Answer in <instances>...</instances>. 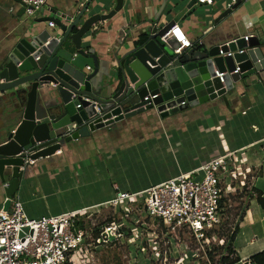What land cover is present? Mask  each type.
I'll return each instance as SVG.
<instances>
[{
  "label": "water",
  "instance_id": "water-1",
  "mask_svg": "<svg viewBox=\"0 0 264 264\" xmlns=\"http://www.w3.org/2000/svg\"><path fill=\"white\" fill-rule=\"evenodd\" d=\"M96 1L61 0L53 15L29 18L22 1L13 0L21 5L12 15L20 23L0 38V181L7 183L4 211L33 166L31 160L48 158L71 141L102 128H115L116 123L145 110L155 111L162 119L214 100L232 91L240 79L264 70V38L260 35L249 36L247 41L238 37L227 46H194L175 52L177 43L163 35L173 22L189 16L198 0L183 5L167 26H157V16L137 32L129 25L131 13L129 19L123 14L128 10L125 0H114L109 7L104 0H98L96 7ZM240 3L225 9L215 22ZM114 19L126 32L102 59L90 42L94 26L110 25ZM72 48L76 51L71 52ZM220 49L234 53L222 55ZM80 58L89 59L92 69ZM101 63L107 69L100 77ZM237 67L238 72L232 73Z\"/></svg>",
  "mask_w": 264,
  "mask_h": 264
},
{
  "label": "crops",
  "instance_id": "crops-1",
  "mask_svg": "<svg viewBox=\"0 0 264 264\" xmlns=\"http://www.w3.org/2000/svg\"><path fill=\"white\" fill-rule=\"evenodd\" d=\"M60 1L47 0L42 16L53 15L52 12L60 9ZM104 1L108 3V7L114 3V0ZM188 1L191 0H125L128 10L123 14L129 19L131 13L129 25L131 23L136 27L132 32L143 29L149 24L150 18L157 16L160 17L157 26L165 27ZM229 2H197L191 8L189 16L173 22L179 25L191 42L187 49L221 45L249 34L264 38V0H244L224 18L215 22V18L229 8ZM10 7H13L12 10ZM19 7L13 0H0V38L6 36L13 25L20 23L12 16ZM63 8L64 6L61 7ZM114 21L115 19L110 25L105 23L104 27L100 24L94 26L96 29L90 42L102 59L104 52L112 50L126 32ZM75 51L74 48L71 49V52ZM262 51L264 54V49ZM81 63L92 69L89 59H81ZM106 69L105 63H101L98 75L101 77ZM156 116L153 110L142 111L116 123L115 128L99 129L89 137L65 144L60 148V153L32 161L33 166L16 192L23 199L26 213L33 218L43 216L46 211L57 215L89 210L87 215L81 216L87 224L92 216H97L103 209L91 214L90 209H94L92 206L111 199L113 189L140 192L167 180L168 176L176 172H191L215 156L226 154H233V158L242 154L247 160V164L239 165L242 175L243 170L247 173L258 171L255 177L252 176L251 184L252 188L263 192L264 198V70L260 75L240 79L232 91L214 100L166 118ZM257 164L259 167H256ZM237 179L232 180L231 192L224 194L225 199L243 186V179L240 178V186ZM5 183L0 181V210L5 201ZM253 201L257 207L252 210L250 207L253 206ZM250 202L249 208L253 213L248 214L249 209H246L244 216L236 222L238 233L233 241L231 256L238 260L234 264H250L249 258L253 254L264 251V210L254 199ZM226 206L229 208L230 204ZM111 211L108 219L118 220L115 217L117 214ZM247 215L248 223L243 224ZM224 217L226 221V208ZM239 234L244 235L247 240L242 246L236 245ZM221 240L223 239L217 234L215 243L223 247L226 241L223 240L222 243ZM148 247L151 251L154 250L152 245ZM130 249L131 264H135L136 259V264H157V257L160 260L163 257L162 254L151 252L149 258H145L147 256L141 255L140 250L136 252L133 247ZM223 251L227 252L226 249ZM97 253L98 249L93 253L96 260ZM93 258H86L85 264H95ZM184 259L176 264H188L189 261ZM191 262L201 264L198 259ZM169 264L173 263L170 261Z\"/></svg>",
  "mask_w": 264,
  "mask_h": 264
},
{
  "label": "built area",
  "instance_id": "built-area-1",
  "mask_svg": "<svg viewBox=\"0 0 264 264\" xmlns=\"http://www.w3.org/2000/svg\"><path fill=\"white\" fill-rule=\"evenodd\" d=\"M21 1L24 15L29 18L41 17L47 3V0ZM237 1L230 0L228 7ZM198 2L211 4L212 0ZM18 6L21 7L20 4ZM48 24L51 25L50 22ZM249 36L252 34L245 35L244 39L247 41ZM164 37H172L177 43L175 52L191 46V42L176 23L169 27ZM228 43L229 41L221 45L227 46ZM237 52L241 53L243 50L239 49ZM219 53L231 56L234 52L224 53L220 49ZM238 70L237 67L232 73ZM222 74L223 72L217 73V76L221 77ZM144 100L147 101L148 97ZM55 153H60V149ZM239 168L234 162L233 154L218 156L191 172H181L140 192L130 193L116 189V197L107 201L108 209L116 213L115 209L121 206L122 201L128 200L127 210L133 211L135 198L143 195L142 207L135 206L134 209L145 211L147 217L157 220L166 232L173 234L176 230L188 229L201 244L215 242V230L222 225L225 213V208L219 207L220 199L225 194L224 186L227 185L228 178H234ZM101 206L98 205L99 209L96 211L102 209ZM127 210L120 211V219L106 222L99 227L88 226L81 217L87 215L89 210L83 213L64 212L35 219L26 214L19 195L15 193L9 209L0 210V264H85L86 258L92 259L98 248L107 247L119 238L129 236L131 242L140 245L138 236L132 237V229L137 227L139 232L145 227L138 223L133 225V221L130 222L132 225L125 223L124 214H127ZM152 233L155 236V232Z\"/></svg>",
  "mask_w": 264,
  "mask_h": 264
},
{
  "label": "rangeland",
  "instance_id": "rangeland-1",
  "mask_svg": "<svg viewBox=\"0 0 264 264\" xmlns=\"http://www.w3.org/2000/svg\"><path fill=\"white\" fill-rule=\"evenodd\" d=\"M234 162L236 165H241V166L247 164V160L242 157V154H237L236 156H234ZM256 167H259V164H257ZM240 168L236 170V172L238 173L235 174L234 178H228L227 185L224 186L225 193L227 194L228 191L231 192V188H232L231 184L233 179L236 180L237 178H239L237 179L239 181L238 183L239 186H240V180L243 179L241 181H244L243 186L237 189L238 191L236 193H231V195H229L225 199L224 208H226L228 219H226L225 221L224 220L225 217H223L224 222L219 227V229H217L218 237H220L224 241L228 240V235L231 233L232 229L237 226L236 222L240 220L242 216H244L245 210L249 209L248 214H252L253 212H251V209L253 210L257 207L255 206L254 201H253V206L250 207L251 205L250 195H252L253 193L252 184H251L253 179L252 176L255 177L258 171L255 173L254 172L251 173L249 171V173H247L243 170L244 175H242L240 173V170L242 168L241 169ZM179 173L180 171L168 176L166 179L175 177ZM239 191L242 192L240 193ZM116 194L117 191L113 189V197H116ZM19 198L25 211L23 199L20 196ZM142 198L143 195H140L135 198L132 204L133 211L127 210L129 207V205L127 204L128 200L122 201L121 206L115 209L117 213L115 217L117 216L118 218L119 217L121 218L122 214L120 213V211L126 212L127 210V214H124L125 223L127 224L129 223L130 225L131 224L130 222L133 221V225L134 223H138L140 224L141 227H145L144 229H141L139 232L137 227H135V229H132L131 235L132 237H134L135 235L138 236L140 245L131 242L129 236L119 238L107 247L98 248V253L96 256L98 260H96L95 256L93 255L94 256L93 260L95 261V264H131L132 253L129 251V249L133 247L136 250V252H138L139 246H141V250H140L141 255H144V257L147 256L145 258H149L151 252L156 253L157 255L162 254L164 257L162 260H160L159 258V260L156 261L157 264H169L170 261L171 263L176 264L177 261L185 260L184 258H186L189 261L188 264H191L192 263L191 261L196 259L200 260L201 264H210L211 259L207 254V250L208 251L212 250L213 261H216L221 253L224 254L226 253V251H223L224 250L223 247L217 245L218 244L217 242L201 244L189 233L188 229L176 230L175 232H172L173 234L164 231V229L160 226V223L157 220L147 217L145 211H143L142 209L141 210L134 209L135 206L137 208L142 207L141 204ZM228 199H230L229 202L227 201ZM107 201H102L92 206L93 208L94 207L97 208L90 209L91 214L96 212L97 209H99L98 205H102L101 207L105 209H102L101 213H98L97 216H92V218L89 219L88 226L95 225L99 227L100 225L113 220L112 218H110L111 220L108 219V217L111 216L112 214L111 211L112 209L111 210L108 209L109 205L107 204L108 203ZM228 204H230L229 208L226 206ZM254 213L256 212L254 211ZM49 215H55V214L47 211L43 214V216H49ZM33 218L37 219L39 218V216ZM248 220H249V215H247L246 219L243 221V224H247ZM152 232H155V236L153 235ZM223 240H221L222 243H224ZM246 241H247L246 237L242 234H239L236 239V245L242 246L243 244L246 243ZM151 245L154 247L153 251H151V249L148 247ZM137 261L138 259H136V262ZM182 262L184 263V261Z\"/></svg>",
  "mask_w": 264,
  "mask_h": 264
},
{
  "label": "trees",
  "instance_id": "trees-1",
  "mask_svg": "<svg viewBox=\"0 0 264 264\" xmlns=\"http://www.w3.org/2000/svg\"><path fill=\"white\" fill-rule=\"evenodd\" d=\"M253 189L252 195H250V200H255L258 205L264 210V198L262 197L263 192L259 189ZM225 204V198L221 197L220 202H219V207L223 208ZM225 220V219H224ZM222 221V223L224 222ZM160 226L164 229V231H167L162 224ZM238 233V228L235 227L231 233L228 235V240L224 244V249L227 250L226 254L221 253L219 258L216 261H213V256H212V250L208 251L207 254L209 258L211 259V264H234L238 259H233L231 256L233 253V241ZM250 264H264V251H259L255 254H253L250 258Z\"/></svg>",
  "mask_w": 264,
  "mask_h": 264
}]
</instances>
